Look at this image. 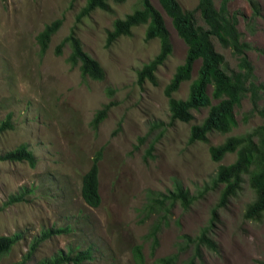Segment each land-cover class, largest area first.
Listing matches in <instances>:
<instances>
[{"label":"rangeland","instance_id":"1","mask_svg":"<svg viewBox=\"0 0 264 264\" xmlns=\"http://www.w3.org/2000/svg\"><path fill=\"white\" fill-rule=\"evenodd\" d=\"M177 1L196 25L204 26L198 0ZM212 1L217 10L223 5L222 0ZM150 2L163 17L172 50L155 70L156 83L145 80L138 85L136 71L158 52V39L145 41L142 24L132 27L129 36H119L105 45L113 19L131 12L137 0L111 3L112 13L94 9L78 22L75 17L85 0H0V122L10 115L12 126L0 131V155L25 143L35 158L34 166L25 160H0V236L21 234L0 264L21 260L43 229L61 227L68 230L41 241L24 264H35L59 251L88 247L90 258L84 264H137L132 248L138 244L141 264H157L158 258L170 254H176L173 264H184L193 245L185 244L182 235L196 237L208 225L217 250L202 246L195 264L264 262V214L259 220L243 218L254 192L244 181L241 189L219 206L223 185L210 187V181L218 165L231 163L235 154H226L216 162L208 150L227 136L258 127L264 131V119L258 112L264 107V94L255 102L249 92L243 97L234 109L237 125L231 131H212L206 141L188 143L190 125L199 123L207 109H193L189 122L169 121L163 90L183 61L186 47L158 1ZM258 3V15L252 14L248 0H224V9L237 19L238 40L246 45L243 49L253 81L264 84V52L259 50L264 49V0ZM54 19H61L60 26L40 52L35 36ZM71 27L82 49L102 66V81L83 79L77 66L68 64V44L56 53L55 47ZM212 42L224 56L227 70H237L241 54L221 46L215 38ZM198 65L196 60L190 80ZM190 80L180 83L172 97L186 98ZM105 86L115 89L111 98L104 95ZM110 100L114 104L93 129V115ZM99 149L100 203L92 207L81 197V177ZM175 180L196 198L187 208L178 202L169 206L167 222L160 225L152 250L146 234L158 217L147 215L143 206L147 195L168 193ZM21 187L29 190L22 200L5 205ZM212 209L215 218L210 224Z\"/></svg>","mask_w":264,"mask_h":264},{"label":"trees","instance_id":"2","mask_svg":"<svg viewBox=\"0 0 264 264\" xmlns=\"http://www.w3.org/2000/svg\"><path fill=\"white\" fill-rule=\"evenodd\" d=\"M124 0H85L84 5L76 14L75 21L88 16L94 9L112 13L111 3H122ZM164 13L169 17L171 25L176 34L185 44V56L181 64H178L164 87V94L168 99L169 121L189 122L192 120V110L206 108L204 118L196 124H191L189 129L188 143L196 141H206L207 135L212 131L227 133L236 125L234 109L240 105L243 97L249 92L253 102L261 100L264 94V84L253 81L252 68L244 53V45L239 42V33L236 29L237 19L235 16L225 14L224 0L220 9H216L212 0H198L197 9L204 26H198L189 13L183 10L177 0H157ZM253 15L259 13L258 0H248ZM61 19H54L47 23L35 36V40L42 52L47 48L50 37L57 31ZM145 25L144 40L157 38L159 41L158 52L136 71V83L142 85L145 80L155 84V70L160 66L172 50L168 30L163 17L150 2V0H137L131 12L122 18H114L112 28L106 32L105 45L109 46L119 36H129L131 28L138 25ZM212 38H215L223 47H230L236 53H240L237 70H227L224 56L214 49ZM68 44L70 52L66 61L71 67L79 70L83 79L90 78L94 81L104 79L102 66L87 52L82 49L79 38L71 27L58 43L56 53L60 52L63 45ZM264 52V49H259ZM199 60L196 75L191 78L193 64ZM188 92L184 99L172 97V93L177 90L180 83L188 81ZM210 87V93L207 88ZM105 95L111 98L115 89L110 86L104 87ZM214 100V102H212ZM115 101L110 100L103 107L96 111L91 120V127L96 129L97 124L103 120L107 114L109 106ZM264 119V107L258 110ZM10 115L0 122V131L10 129ZM258 127L250 132H243L230 135L223 142L208 147L209 156L213 161H220L226 154L234 153V160L226 165H218L214 177L210 181V187L222 184L218 205L225 204L229 197L234 196L241 189L242 183L247 182L254 192V198L249 202L243 212V218L249 220H259L264 214V131ZM153 144V143H152ZM152 144L148 147V152L152 149ZM101 150H97L92 158L88 170L81 177L80 194L84 202L89 206L97 207L100 203L98 191V167L97 160L100 159ZM0 160L5 161H27L31 166L35 165V158L25 143H21L14 149L0 155ZM173 189L168 193L152 192L147 195L146 203L143 206L146 214H155L158 220L152 224V228L146 234L151 239V248L157 244V233L160 225L167 222L169 206L178 202L182 207H189L195 200L194 195L175 180ZM29 191V190H27ZM24 188L10 195L5 201V205L14 201L22 200L25 192ZM215 218V209H212L210 224ZM209 225L203 227L196 237L183 236L185 244L193 245L191 257L184 264H195L194 259L201 257L200 248L203 246L210 251L217 250V244L211 238ZM66 227L43 229L40 236L31 240L27 252L21 260L12 264H24L33 254L38 244L49 238L51 234L67 231ZM21 238L20 233L0 236V258L6 255L12 246ZM132 254L137 264H141L143 256L140 245L132 248ZM90 258V248L79 251L67 250L59 251L49 258H42L35 264H84ZM176 254L160 257L157 264H173ZM259 264L264 262L259 261Z\"/></svg>","mask_w":264,"mask_h":264},{"label":"bare ground","instance_id":"3","mask_svg":"<svg viewBox=\"0 0 264 264\" xmlns=\"http://www.w3.org/2000/svg\"><path fill=\"white\" fill-rule=\"evenodd\" d=\"M105 95V94H104ZM220 144V143H219Z\"/></svg>","mask_w":264,"mask_h":264}]
</instances>
